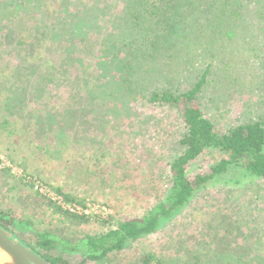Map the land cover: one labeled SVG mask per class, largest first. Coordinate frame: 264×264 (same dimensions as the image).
I'll list each match as a JSON object with an SVG mask.
<instances>
[{"label": "rangeland", "instance_id": "1", "mask_svg": "<svg viewBox=\"0 0 264 264\" xmlns=\"http://www.w3.org/2000/svg\"><path fill=\"white\" fill-rule=\"evenodd\" d=\"M131 27L126 0H0V222L21 241L47 230L79 243L140 218L168 192L184 124L149 97L156 88L181 92L193 79L175 73L171 60H148L133 75L145 80L142 93L129 97L120 76ZM256 28L250 43L210 58L215 70L199 102L220 132L264 114V23ZM224 157L206 150L189 175ZM34 180L71 194L90 221L54 212ZM79 247L59 251L77 264L85 257ZM148 254L164 264H244V255L264 264V177L232 168L154 233L86 264H145Z\"/></svg>", "mask_w": 264, "mask_h": 264}, {"label": "trees", "instance_id": "2", "mask_svg": "<svg viewBox=\"0 0 264 264\" xmlns=\"http://www.w3.org/2000/svg\"><path fill=\"white\" fill-rule=\"evenodd\" d=\"M128 14L132 21L129 32L131 38L122 60L120 82L126 94L140 95L142 75H133L152 59L171 60L172 69L178 75L192 77L193 84L181 92L156 88L151 91V103L167 106L179 112L184 124V134L180 139L181 153L170 161L171 186L165 197L152 205L143 216L130 220H120L115 227L88 235L77 242L66 238L55 239L50 231H37L34 243L21 241L13 230L3 222L1 227L39 255L54 264H73L59 251L78 250L84 246L85 257L77 264L88 260L103 262L112 253L123 250L128 242L157 231L162 221L184 208L206 183L225 174L232 168L241 169L254 178L264 177V114L255 120L238 123L220 132L208 118L199 102L215 65L210 58L241 41L250 43L252 32L264 23V0H126ZM9 35L7 38L9 39ZM243 48V47H242ZM237 46V54L242 50ZM236 55V52H230ZM259 69L264 78V54L259 60ZM144 80V79H143ZM145 82V80H144ZM143 82V83H144ZM215 149L225 157L207 172L189 175V165L206 150ZM32 185V184H31ZM68 202L76 198L55 188ZM45 204L54 212L63 213L80 223L90 221L89 215H80L62 208L50 198L43 196ZM244 264H252L244 255ZM164 262L155 254L144 258L145 264Z\"/></svg>", "mask_w": 264, "mask_h": 264}, {"label": "water", "instance_id": "3", "mask_svg": "<svg viewBox=\"0 0 264 264\" xmlns=\"http://www.w3.org/2000/svg\"><path fill=\"white\" fill-rule=\"evenodd\" d=\"M0 264H54L17 239L0 225Z\"/></svg>", "mask_w": 264, "mask_h": 264}, {"label": "built area", "instance_id": "4", "mask_svg": "<svg viewBox=\"0 0 264 264\" xmlns=\"http://www.w3.org/2000/svg\"><path fill=\"white\" fill-rule=\"evenodd\" d=\"M0 161H1V158H0ZM30 182L34 184L36 190H38L44 196L50 198L51 200L59 204L62 208L70 212L76 213V214H80V215L85 214V215L90 216L89 208H86L85 206H81L77 204L76 202L66 201L62 195L55 192L54 190H52L51 188H49L48 186L44 185L43 183L39 181L34 180Z\"/></svg>", "mask_w": 264, "mask_h": 264}]
</instances>
